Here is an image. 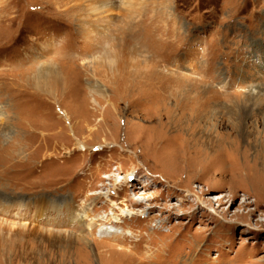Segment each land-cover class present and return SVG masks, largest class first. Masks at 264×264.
<instances>
[{
	"label": "rangeland",
	"instance_id": "obj_1",
	"mask_svg": "<svg viewBox=\"0 0 264 264\" xmlns=\"http://www.w3.org/2000/svg\"><path fill=\"white\" fill-rule=\"evenodd\" d=\"M0 264H264V0H0Z\"/></svg>",
	"mask_w": 264,
	"mask_h": 264
},
{
	"label": "built area",
	"instance_id": "obj_2",
	"mask_svg": "<svg viewBox=\"0 0 264 264\" xmlns=\"http://www.w3.org/2000/svg\"><path fill=\"white\" fill-rule=\"evenodd\" d=\"M125 176V175H124ZM124 176H121V179H120V181L119 182H124V179L122 178V177H124ZM120 178V177H119ZM119 178L117 177V179L119 180ZM127 182L128 183H130L131 182V178L130 177H128L127 179ZM107 181H109V178L107 177ZM111 183H107V185H103L102 186V188H100L99 190H98V192H96V193H101L100 195H99V201H101L102 202V200H104L105 201V204H110V202L112 201L113 203H116L115 201H113V199H115V198H119V191H120V188H123V187H125V186H122V184H118V181L116 180V178H114L113 180H111L110 181ZM120 186V187H119ZM98 198V197H97ZM106 201L108 202V203H106ZM121 202V201H120ZM119 202V203H120ZM103 203V202H102ZM119 203H117V205H118V207H120L119 205H122V206H124V204H119ZM109 204H108V207H107V212H105L106 214H108L109 213V211H110V207H109ZM121 208V207H120ZM115 212H118V210H114ZM117 226H119V225H117Z\"/></svg>",
	"mask_w": 264,
	"mask_h": 264
},
{
	"label": "bare ground",
	"instance_id": "obj_3",
	"mask_svg": "<svg viewBox=\"0 0 264 264\" xmlns=\"http://www.w3.org/2000/svg\"><path fill=\"white\" fill-rule=\"evenodd\" d=\"M110 4V3H109ZM110 6V5H109ZM109 6H107V8H109ZM106 8V7H105ZM96 25V24H95ZM87 30V29H86ZM91 31V30H90ZM81 32H84V27L81 29ZM201 95V94H200ZM205 97V96H204ZM200 100V99H199ZM199 113V112H198ZM213 114V113H212ZM198 115V114H197ZM205 116V115H204ZM211 116V115H210ZM194 117V116H193ZM203 117V116H202ZM67 118V117H66ZM191 120H192V118H191ZM204 120V119H203ZM200 122V121H199ZM207 122V121H206ZM81 148H83V146L81 147ZM85 148V147H84ZM123 179H124V182H127V176H125V177H122ZM120 179L121 178H119V180L116 178V180L118 181V184H122L123 182H119L120 181ZM101 193H98V195H100ZM125 200V199H124ZM136 201H138V200H135V203H137ZM120 213L124 216V215H127V217L128 216H131V211H126V213L122 210V209H120ZM135 214L137 213V214H139V216H141V214H143V211H136V212H134ZM113 214V213H112ZM115 214V213H114ZM121 214H120V217H121ZM133 214V213H132ZM145 215V214H144ZM76 217H77V219H78V221L80 222V223H82V220H83V217H84V211L82 212V213H77L76 214ZM111 220H113V222L114 223H117V222H119L118 220H119V218H118V216L117 215H115V217H111ZM120 223V222H119ZM113 226V227H112ZM122 229V228H121ZM105 232H107L108 234H111V235H115V233L116 234H120L121 233V231H119V229H116L115 228V226L114 225H110V228L109 229H103ZM128 233V232H127ZM119 236V235H118ZM120 251V250H119Z\"/></svg>",
	"mask_w": 264,
	"mask_h": 264
}]
</instances>
